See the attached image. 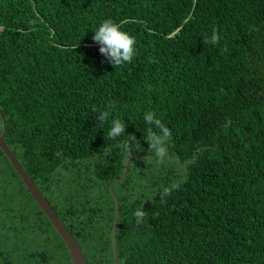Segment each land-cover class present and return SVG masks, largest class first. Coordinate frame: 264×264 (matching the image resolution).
Wrapping results in <instances>:
<instances>
[{
	"label": "trees",
	"instance_id": "16d2710c",
	"mask_svg": "<svg viewBox=\"0 0 264 264\" xmlns=\"http://www.w3.org/2000/svg\"><path fill=\"white\" fill-rule=\"evenodd\" d=\"M105 19L136 38L130 63L99 52ZM213 28L219 43H203ZM147 111L172 131L163 162ZM0 113L5 144L87 264L113 262L109 185L129 158L113 186L117 264H264V0H0ZM114 118L130 136L107 138ZM0 262L70 264L1 148Z\"/></svg>",
	"mask_w": 264,
	"mask_h": 264
},
{
	"label": "clouds",
	"instance_id": "9594fccd",
	"mask_svg": "<svg viewBox=\"0 0 264 264\" xmlns=\"http://www.w3.org/2000/svg\"><path fill=\"white\" fill-rule=\"evenodd\" d=\"M92 39L99 43V52L109 57L110 62L115 68L130 63L136 54V38L129 34L127 31L122 30L121 26L111 19H105L97 29ZM220 41V35L217 29L213 28L211 36H205L203 43L217 45ZM223 51H228L225 45ZM115 108V102H110L106 105L103 111H99L96 119L101 123L109 121L112 111ZM93 111H97L93 109ZM145 123L149 126L145 134V140L148 144V151L156 158L158 162H163L169 158V146L172 139V131L167 127L159 118L156 113L147 111L143 115ZM111 126L107 133V138L117 141L118 138L125 135L126 124L119 118L111 120ZM125 153L133 151V143L130 139L124 140L118 144ZM186 180L175 179L167 186H162L156 193L161 202H166L167 198L171 196L174 190H178L181 183ZM147 215L143 206L137 208L133 213L136 223L142 224Z\"/></svg>",
	"mask_w": 264,
	"mask_h": 264
},
{
	"label": "water",
	"instance_id": "95a60500",
	"mask_svg": "<svg viewBox=\"0 0 264 264\" xmlns=\"http://www.w3.org/2000/svg\"><path fill=\"white\" fill-rule=\"evenodd\" d=\"M1 119L3 121V127L2 132L0 134V148L22 179L24 185L26 186L28 192L31 194V196L34 198L38 206L41 208V210L44 212V214L47 216V218L50 220V222L53 224L54 228L64 241L66 248L68 250L69 254V262L70 264H87L82 250L72 235V233L67 229V227L64 225V223L61 221V219L57 216L54 209L51 207L50 203L47 201V199L42 195V193L39 191L38 187L34 183V181L31 179V177L28 175V173L24 170L22 165L19 163V161L16 159L14 154L10 151L8 146L4 142V134H5V123L3 119V115L0 113ZM130 158L127 160L124 168L123 174L117 178L115 181H113L109 185V191L112 194L114 200H115V219L113 224V232H112V242H113V262L112 264H117V248H116V228H117V222L119 217V202L118 198L113 190V186L116 182L121 180L124 175L126 174L128 170ZM0 264H2L0 262Z\"/></svg>",
	"mask_w": 264,
	"mask_h": 264
}]
</instances>
